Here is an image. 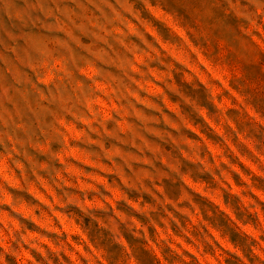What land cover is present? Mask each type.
I'll return each instance as SVG.
<instances>
[{
  "label": "rangeland",
  "instance_id": "obj_1",
  "mask_svg": "<svg viewBox=\"0 0 264 264\" xmlns=\"http://www.w3.org/2000/svg\"><path fill=\"white\" fill-rule=\"evenodd\" d=\"M64 3L51 27L67 37L58 45L87 53L84 123L100 131L67 125L77 143L64 154L31 133L0 145V238L11 243L3 264H264V89L234 86L264 77L251 55L264 51V26L245 28L222 2L200 5V32L187 0ZM31 7L0 0V36ZM253 28L259 37H233ZM24 39L46 50L36 35Z\"/></svg>",
  "mask_w": 264,
  "mask_h": 264
},
{
  "label": "clouds",
  "instance_id": "obj_2",
  "mask_svg": "<svg viewBox=\"0 0 264 264\" xmlns=\"http://www.w3.org/2000/svg\"><path fill=\"white\" fill-rule=\"evenodd\" d=\"M183 2L184 0H181V3ZM187 2L192 5L188 9V23H191L197 32L201 29L195 23L196 16L205 11L200 7L202 3L222 2L224 15L237 14L236 10L239 9L237 19L244 24L245 28H252L253 23L264 26V0H187ZM64 7V0H32L27 21H18L20 28H16L10 21L8 30L0 36V145L5 144L7 140L15 146L19 143L18 132L21 135L31 133L45 143L52 142L53 147L64 154L77 143V138L68 134L67 125L85 127L88 133L100 131L99 121H95V124L84 123V117L89 111L84 95L89 80L81 73V67L86 65L80 61L79 55L86 56L87 53L77 49L71 41H69L71 48L76 49L79 55H75L63 45H58V40H65L67 37L51 27L63 17ZM218 31L219 29L217 33ZM29 33L39 37L41 42L47 41L45 51H40L24 39L25 34ZM259 36L260 33L255 28L251 32H244L241 29L233 33L234 38L239 37L245 41ZM193 39L195 40V36ZM84 42L88 41L85 39ZM213 43L215 44V41ZM41 47L45 45L41 43ZM205 47H207L206 44ZM237 47H240L239 42ZM237 55L247 56L249 53L244 51L238 52ZM251 55L260 56V64L256 67L261 68V65H264V51L254 48ZM240 63L243 67H248L243 60ZM261 70L264 72V69ZM14 72L22 73L19 79L13 75ZM252 84H256L258 89H264V77L246 74L244 78L234 81L237 90L245 95L252 91ZM248 102L257 103L258 101L249 99ZM88 118L94 120V117ZM25 139H27L26 135ZM79 146L90 151H101L98 146L83 142ZM44 158L47 159V157ZM65 160L77 163L72 157L65 156ZM55 166L64 168L66 171L65 163L58 158ZM82 195L87 199L89 195H96V193H82ZM65 211L71 215L80 210L65 208ZM86 215L87 213H83L81 219H84ZM92 231L103 239L102 232L97 229ZM20 239L24 244L27 243L23 237ZM17 243L19 244L20 241ZM82 243L90 251V245L85 241ZM4 245L11 247L9 240L0 238V248H4ZM32 247L35 245L33 244ZM7 251L8 249L4 248V252H0V264H3L4 253ZM91 256L94 260H100L95 253H91ZM84 259L87 261V257ZM101 264H103L102 261Z\"/></svg>",
  "mask_w": 264,
  "mask_h": 264
}]
</instances>
